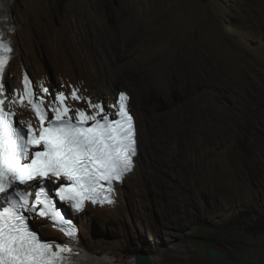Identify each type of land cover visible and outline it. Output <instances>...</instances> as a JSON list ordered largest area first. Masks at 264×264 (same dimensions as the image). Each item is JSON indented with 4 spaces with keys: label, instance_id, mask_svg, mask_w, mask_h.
Here are the masks:
<instances>
[{
    "label": "rangeland",
    "instance_id": "obj_1",
    "mask_svg": "<svg viewBox=\"0 0 264 264\" xmlns=\"http://www.w3.org/2000/svg\"><path fill=\"white\" fill-rule=\"evenodd\" d=\"M13 6L19 39L36 29L50 38L62 34L81 57L91 49L109 58L106 77L118 90L132 98L160 94L152 103L156 124L169 132L166 153L149 155L145 194L128 207L126 220L96 216L91 238L111 249L133 245L134 255L148 254L151 264H264V0H13ZM125 7L150 19V33L142 34L143 22L126 17ZM42 46L34 59L58 88L60 67ZM17 82L11 63L9 90ZM79 234L86 240L87 232ZM210 250L221 258L208 260Z\"/></svg>",
    "mask_w": 264,
    "mask_h": 264
},
{
    "label": "snow or ice",
    "instance_id": "obj_2",
    "mask_svg": "<svg viewBox=\"0 0 264 264\" xmlns=\"http://www.w3.org/2000/svg\"><path fill=\"white\" fill-rule=\"evenodd\" d=\"M11 51L10 42L0 38V80ZM41 92L38 97L26 74L17 96L7 97L0 83V264H73L71 248L43 241L32 229L31 214L76 242L77 228L56 198L76 212L86 203L112 204L114 183L134 167L136 131L124 93L106 111L77 89L51 100L46 87ZM69 99L85 101L87 109L73 108ZM16 103L30 108L35 125L30 119L26 128L14 122ZM59 181L66 183L55 186Z\"/></svg>",
    "mask_w": 264,
    "mask_h": 264
},
{
    "label": "bare ground",
    "instance_id": "obj_3",
    "mask_svg": "<svg viewBox=\"0 0 264 264\" xmlns=\"http://www.w3.org/2000/svg\"><path fill=\"white\" fill-rule=\"evenodd\" d=\"M137 4V1L130 2V5L133 6ZM13 11V0H0V20H2L0 24L2 26H13L14 28L16 27L12 23ZM124 11L126 13V17H131L139 22H143L141 23L144 27V31L142 34L145 35L147 33H150L152 23L149 22L150 19L147 20L143 17L141 10H133V8L131 7H125ZM116 18L121 19L119 14L116 16ZM124 26L126 25L124 22H122V27ZM126 28L130 36L135 33L130 26H127ZM36 31L37 33H35L34 31L33 33H25L26 37L23 40L18 38V35L21 32V30L19 29H15L11 36L14 46V59L12 60V65L14 63L18 85L21 84L22 71L24 69L27 70L24 66H22L23 64L30 67L37 84H45L46 86L50 84L48 83L47 73L42 68L41 63L38 60L34 59L36 57L34 55L35 46L38 45L41 47L43 45L46 46L51 55L54 56V60L56 61L58 67H60V71L58 70L57 75L59 76V80L61 81L62 86L68 89H79L83 97L89 98L93 102L95 100H105L107 105H109L117 101V96H119L120 92L117 91L118 89L115 87V84L113 83L114 81L106 77V74L108 72L105 65L111 66V64H113V62L109 60V58L107 60L104 55H99L91 49L86 50V52L84 51L85 53H83V57H81V55L79 54V50H74L73 48L71 49L68 45L66 46L63 43V38L65 36H61L62 34L60 36L56 35L54 36V38H50V33L46 32V30L43 31L41 29H36ZM195 56L196 58L199 57L196 53ZM96 58H98L99 62L96 60ZM34 60L36 61V64H34L35 68H33ZM20 64L23 67V70L20 69ZM151 81L154 84H161L160 79L157 77H154ZM5 86H7L6 88L8 89L7 77L5 80ZM115 90L117 92L116 94H114ZM127 97V105L132 109L136 117L139 134V149L142 148V155L140 156V150L135 159L136 162L138 161L136 171L133 174H129L121 187L119 185L115 186V188L119 190V197L117 198L116 206H105L102 209H99V207H95V209L88 208L79 217V233L80 231L82 233L87 232L88 236L86 237V240H81V238L79 237L80 234L78 235L80 242L79 246L83 250V254L81 256H78V264H136V260L134 257L137 254H140L137 253L136 255H134L138 249L133 245H130V248L126 246H119L118 248L111 249L103 245V243H105L104 240H96V238H91L90 236V233H92L91 225L93 224L96 216H99L104 220L111 216L118 223L126 220L128 216V207L134 204L135 200L138 199L141 193L145 194L144 179L145 175L149 171V168H151V158H163L164 154L166 153L165 140L167 139V133L169 132L167 131L166 127L164 128L163 125L162 127L158 125L160 124V121H158L157 119H160V114L155 108V105L152 103L153 100L160 97V94L149 93L143 96L138 92L135 98L133 97L134 100L131 95H128ZM147 106L149 107L148 109L146 108ZM148 119H152L150 123H147ZM155 119L157 121H154ZM168 144L169 141L167 145ZM149 155L151 156V158ZM108 221L109 219H107V222ZM92 235L94 234L92 233ZM102 245L104 247H102ZM179 260L183 261L182 258H180Z\"/></svg>",
    "mask_w": 264,
    "mask_h": 264
},
{
    "label": "clouds",
    "instance_id": "obj_4",
    "mask_svg": "<svg viewBox=\"0 0 264 264\" xmlns=\"http://www.w3.org/2000/svg\"><path fill=\"white\" fill-rule=\"evenodd\" d=\"M2 22V20H0V23ZM2 28L0 29V36H2L3 38H6L5 37V34H7V35H9L10 36V42H11V49H12V51H11V53H10V56H11V59L10 60H8V62H7V64H6V67H5V69H4V73H3V81H2V83H3V85H4V88H5V93L7 94V95H10L11 97H13V96H17V95H19V94H22L23 92H24V76H25V74L27 75V77L29 78V80H30V82H31V87L34 89V91H35V93L37 94V96L38 97H42L43 96V94H42V92H41V86H43V87H46L48 90H49V97H48V100H51L54 96H55V94L56 93H58V92H63V93H65V94H68L69 96H70V93L72 92V90L73 89H77V88H65L64 86H60V87H58V88H56V87H52L50 84H48V86H46L45 84H37L36 82H35V80H34V78L31 76V74L27 71V70H23L22 71V80H21V84L18 86V87H15V89L14 90H9V87H8V89L6 88V86H5V80H6V77H7V75H8V73H9V70H10V65H11V63H12V60L14 59V55H13V53H14V46H13V41H12V39H11V36H12V34H13V32L15 31V29L16 28H14L13 26H1ZM9 29H12L11 31H9ZM3 33H4V35H3ZM78 90V94L80 95V96H83L82 94H81V91L79 90V89H77ZM117 91H119L120 93H124L126 96H128V92H126V91H121V90H117ZM118 97L119 96H117V100H118ZM89 99V98H88ZM47 102V101H46ZM94 102H96V103H101L104 107H105V110L106 111H113V109H110V108H108L107 106V103L105 102V100H100V101H98V100H95ZM68 103H70L71 105H72V107L73 108H83V109H87V103L85 102V101H71L70 99H69V101H68ZM17 105H20L19 103H16ZM26 105V104H25ZM26 110L28 111V115H27V118H26V121L27 120H31L32 121V123H33V125H35L36 123H37V121H36V119H35V116H34V113L30 110V108L26 105ZM127 107H128V109H129V111H130V114L132 115V117H133V121H134V126H135V128H136V140H137V152L139 153L140 152V149H139V134H138V127H137V122H136V117H135V115H134V113H133V111H132V109L127 105ZM137 166H138V161L136 162L135 161V166L133 167V170H132V172H130L129 174H133L135 171H136V169H137ZM129 174L128 175H126L125 176V178L122 180V181H120V182H116V183H114V185H113V188H114V191H113V196H115V201H114V204L112 205V206H116V204H117V198L119 197V190H117L116 188H115V186L116 185H119L120 187L122 186V184H123V182L125 181V179L129 176ZM60 184V183H59ZM58 184V185H59ZM58 185H56V186H58ZM88 203H86L85 204V207H84V210L83 211H81V215L88 209V208H91V209H95V207H99V209H102V208H104L105 206H107V205H104V206H94L93 207V205H87ZM112 206H108V207H112ZM68 213L69 214H71L70 213V211H68ZM80 215V216H81ZM86 215V214H85ZM80 221V220H79ZM79 221H75V224H76V226H77V228H78V230H79ZM55 233V232H54ZM57 234V233H56ZM58 235V234H57ZM56 238V237H55ZM61 240V239H60ZM79 249H80V251H79V254H83V250H82V248L79 246ZM211 251V250H210ZM217 251V250H216ZM219 252V251H218ZM143 253V252H142ZM219 253H221V252H219ZM208 254V253H207ZM148 255V254H147ZM222 255V254H221ZM149 256V255H148ZM150 257V256H149ZM209 260V259H208Z\"/></svg>",
    "mask_w": 264,
    "mask_h": 264
},
{
    "label": "water",
    "instance_id": "obj_5",
    "mask_svg": "<svg viewBox=\"0 0 264 264\" xmlns=\"http://www.w3.org/2000/svg\"><path fill=\"white\" fill-rule=\"evenodd\" d=\"M210 261H215L221 258V253L216 250H211L207 254ZM136 264H151V258L146 253H140L135 256Z\"/></svg>",
    "mask_w": 264,
    "mask_h": 264
},
{
    "label": "trees",
    "instance_id": "obj_6",
    "mask_svg": "<svg viewBox=\"0 0 264 264\" xmlns=\"http://www.w3.org/2000/svg\"><path fill=\"white\" fill-rule=\"evenodd\" d=\"M248 226V228L250 227L251 228V226L250 225H247ZM222 254V253H221Z\"/></svg>",
    "mask_w": 264,
    "mask_h": 264
}]
</instances>
